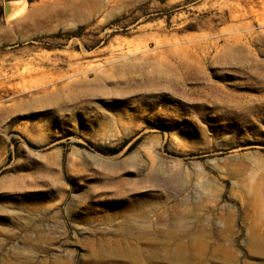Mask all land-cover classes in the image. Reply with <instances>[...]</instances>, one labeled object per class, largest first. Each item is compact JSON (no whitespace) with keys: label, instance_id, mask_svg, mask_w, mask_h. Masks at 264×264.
I'll return each mask as SVG.
<instances>
[{"label":"rangeland","instance_id":"obj_1","mask_svg":"<svg viewBox=\"0 0 264 264\" xmlns=\"http://www.w3.org/2000/svg\"><path fill=\"white\" fill-rule=\"evenodd\" d=\"M258 233L264 0H0V264H264Z\"/></svg>","mask_w":264,"mask_h":264},{"label":"bare ground","instance_id":"obj_2","mask_svg":"<svg viewBox=\"0 0 264 264\" xmlns=\"http://www.w3.org/2000/svg\"><path fill=\"white\" fill-rule=\"evenodd\" d=\"M144 211V210H143ZM252 241L255 245V250L264 255V233H258V234H254L252 236Z\"/></svg>","mask_w":264,"mask_h":264},{"label":"trees","instance_id":"obj_3","mask_svg":"<svg viewBox=\"0 0 264 264\" xmlns=\"http://www.w3.org/2000/svg\"><path fill=\"white\" fill-rule=\"evenodd\" d=\"M75 35V32L69 33V36ZM97 149L106 154H115L121 150V147L118 146H104V147H97Z\"/></svg>","mask_w":264,"mask_h":264},{"label":"water","instance_id":"obj_4","mask_svg":"<svg viewBox=\"0 0 264 264\" xmlns=\"http://www.w3.org/2000/svg\"><path fill=\"white\" fill-rule=\"evenodd\" d=\"M10 11H9V8H8V5H6V14H8Z\"/></svg>","mask_w":264,"mask_h":264}]
</instances>
